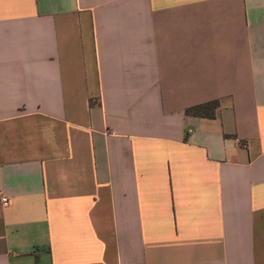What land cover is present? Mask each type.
Wrapping results in <instances>:
<instances>
[{
	"label": "crops",
	"instance_id": "crops-1",
	"mask_svg": "<svg viewBox=\"0 0 264 264\" xmlns=\"http://www.w3.org/2000/svg\"><path fill=\"white\" fill-rule=\"evenodd\" d=\"M0 264H264V0H0Z\"/></svg>",
	"mask_w": 264,
	"mask_h": 264
},
{
	"label": "trees",
	"instance_id": "trees-1",
	"mask_svg": "<svg viewBox=\"0 0 264 264\" xmlns=\"http://www.w3.org/2000/svg\"><path fill=\"white\" fill-rule=\"evenodd\" d=\"M219 107H220L219 101H214L192 107L186 111V114L201 118L214 119L216 117V111L218 110Z\"/></svg>",
	"mask_w": 264,
	"mask_h": 264
},
{
	"label": "built area",
	"instance_id": "built-area-1",
	"mask_svg": "<svg viewBox=\"0 0 264 264\" xmlns=\"http://www.w3.org/2000/svg\"><path fill=\"white\" fill-rule=\"evenodd\" d=\"M1 202H2V204L4 205V206H8L9 205V200L7 199V198H2L1 199Z\"/></svg>",
	"mask_w": 264,
	"mask_h": 264
}]
</instances>
